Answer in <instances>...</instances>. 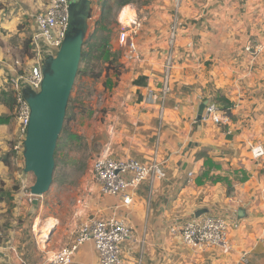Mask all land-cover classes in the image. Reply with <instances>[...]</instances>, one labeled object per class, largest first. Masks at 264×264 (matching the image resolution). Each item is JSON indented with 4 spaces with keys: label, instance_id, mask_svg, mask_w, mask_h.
Segmentation results:
<instances>
[{
    "label": "crops",
    "instance_id": "obj_1",
    "mask_svg": "<svg viewBox=\"0 0 264 264\" xmlns=\"http://www.w3.org/2000/svg\"><path fill=\"white\" fill-rule=\"evenodd\" d=\"M21 1L29 8L20 17L46 4ZM88 1L91 30L105 36V50L115 56L113 69L96 76L103 77L100 92L108 112L96 134L95 157L155 159L164 176L142 182L129 207L101 195L93 183L83 188L85 203L74 206L70 220L115 215L129 225L121 264H264V154L253 158L250 151H264V0ZM111 11L114 28L108 24ZM122 29L138 58L130 59L118 43ZM3 40L0 62L10 48ZM247 45L260 51L253 56ZM166 74L170 90L161 99ZM211 102L227 109L228 125L199 119V107ZM11 111L1 96L0 179L29 182L34 176L23 170L22 138ZM9 158L20 169L8 171ZM240 208L245 212L238 218ZM210 214L227 218L230 248L193 249L168 232ZM17 244L9 256L0 255L1 264H39L23 252L17 259ZM62 244L55 249L67 243ZM70 264H98L92 243L82 244Z\"/></svg>",
    "mask_w": 264,
    "mask_h": 264
},
{
    "label": "rangeland",
    "instance_id": "obj_2",
    "mask_svg": "<svg viewBox=\"0 0 264 264\" xmlns=\"http://www.w3.org/2000/svg\"><path fill=\"white\" fill-rule=\"evenodd\" d=\"M27 8L29 6L21 0H0V41L4 43L6 40L3 39H7L10 47L4 52V58L0 62L2 80L0 98L5 91L3 82L6 78L4 73L7 69L6 65L14 60L25 61V58L32 53L30 36L34 15L39 9L33 15L20 17L21 10L26 12ZM113 14L111 11L108 21L112 28H114ZM79 25L77 19L70 22V31ZM92 26L87 21L84 37L87 44L82 48L86 58L79 64L80 74L76 75L71 89L66 120L54 154L55 166L48 191L42 196L30 195L29 187L33 184L34 178L23 183L20 180L8 182L6 175L0 179V255L9 256L13 246L19 242L17 249L20 251L17 259H21L19 255L23 252L27 260L41 264L54 251L61 248L55 249L61 242L66 244L74 238L78 226L83 221L93 217L89 216L85 220H70L75 215L74 206L81 202L83 205L85 203L84 190L94 183L91 163L98 150L96 134L104 124L108 112L104 104L105 92H100L99 82H102L103 77L98 81L96 76L100 74L102 76L103 72L113 69L112 64L115 62V56L112 57V53L105 50V45L108 44L105 36L97 35L96 31L91 30ZM93 32L94 39H90ZM115 54L117 55V52ZM82 76L86 77L84 81ZM1 156L4 157L3 154ZM8 162V171L20 169L16 159L9 158ZM34 198H37L36 204L32 202Z\"/></svg>",
    "mask_w": 264,
    "mask_h": 264
},
{
    "label": "built area",
    "instance_id": "obj_3",
    "mask_svg": "<svg viewBox=\"0 0 264 264\" xmlns=\"http://www.w3.org/2000/svg\"><path fill=\"white\" fill-rule=\"evenodd\" d=\"M69 3V0H46L45 8L34 15V26L30 36L32 56L26 57L25 61L14 60L6 65V78L2 85L5 91L12 94L13 113L22 141L30 115L23 90L39 91L45 58L56 54L70 31ZM173 31L174 27H172ZM117 39L121 46L128 49L130 59L138 58L134 42L126 30H120ZM245 50L254 56L260 48L252 50V46L247 45ZM167 59L170 65V53ZM169 90V77L166 74L160 89V98L163 99ZM149 93L152 95L151 91ZM201 118L215 125H228L230 122L227 109L219 108L213 102L205 105ZM250 151L253 158L264 154L261 146H255ZM91 176L101 195L116 196L122 206L129 207L134 190L142 182L162 178L164 173L161 164L155 159L150 163H144L129 157L115 158L100 155L91 163ZM168 232L193 249L230 248V224L227 218L221 215H204L180 226H172ZM131 235V227L117 216H93L78 226L74 238L69 243L54 251L41 264H70L76 250L88 242L92 243L98 254V264H121V244ZM246 255V252L242 254L243 262H246ZM22 264L25 263L22 261Z\"/></svg>",
    "mask_w": 264,
    "mask_h": 264
},
{
    "label": "water",
    "instance_id": "obj_4",
    "mask_svg": "<svg viewBox=\"0 0 264 264\" xmlns=\"http://www.w3.org/2000/svg\"><path fill=\"white\" fill-rule=\"evenodd\" d=\"M89 9L88 0L69 4L70 22L77 19L79 27L68 32L54 56L45 58L39 91L23 90L30 115L21 154L24 172L34 176L29 193L35 197L45 194L52 183L54 154L81 62ZM204 107L205 103L199 107V119ZM32 202L36 204L37 198L32 199ZM244 212L243 208L238 209V218L243 217Z\"/></svg>",
    "mask_w": 264,
    "mask_h": 264
},
{
    "label": "trees",
    "instance_id": "obj_5",
    "mask_svg": "<svg viewBox=\"0 0 264 264\" xmlns=\"http://www.w3.org/2000/svg\"><path fill=\"white\" fill-rule=\"evenodd\" d=\"M128 1L129 0H116V3L119 4V5H123V4H126ZM94 32L91 34L90 39H94V35H95ZM86 44H87V41L84 40V45H86ZM31 55H32V53H31ZM85 58H86V55H85L84 51L82 50V53H81V61H83ZM79 70L80 69H78L77 75L80 74V71ZM2 99L6 102V104L9 106V108H12L13 109L14 102H13V97H12L11 92H9V91H3L2 92ZM64 120H66V117H65ZM6 163H7V161H6Z\"/></svg>",
    "mask_w": 264,
    "mask_h": 264
},
{
    "label": "bare ground",
    "instance_id": "obj_6",
    "mask_svg": "<svg viewBox=\"0 0 264 264\" xmlns=\"http://www.w3.org/2000/svg\"><path fill=\"white\" fill-rule=\"evenodd\" d=\"M49 220V219H48ZM53 220V219H52ZM51 222V221H50ZM53 224V223H52ZM53 226V225H52ZM44 234H45V231H44Z\"/></svg>",
    "mask_w": 264,
    "mask_h": 264
}]
</instances>
